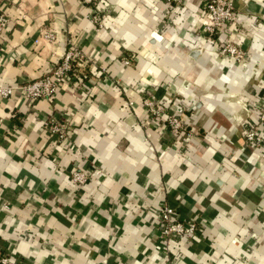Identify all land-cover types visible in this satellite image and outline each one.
Returning a JSON list of instances; mask_svg holds the SVG:
<instances>
[{
  "label": "crops",
  "instance_id": "obj_1",
  "mask_svg": "<svg viewBox=\"0 0 264 264\" xmlns=\"http://www.w3.org/2000/svg\"><path fill=\"white\" fill-rule=\"evenodd\" d=\"M101 31L81 0H0V87L19 88L58 63L66 37L108 71L32 103L0 98V256L10 264H166L159 211L197 224L171 248L173 264H264V170L242 131L264 107V0H235L237 22L212 38L201 0H104ZM52 27L57 41L41 34ZM37 41V42H36ZM228 41L250 57L236 65ZM130 57L132 64L116 61ZM138 97V98H136ZM156 97L195 139L152 123ZM134 99L132 108L126 101ZM66 128L60 141L44 124ZM90 174L84 185L72 173Z\"/></svg>",
  "mask_w": 264,
  "mask_h": 264
},
{
  "label": "built area",
  "instance_id": "obj_2",
  "mask_svg": "<svg viewBox=\"0 0 264 264\" xmlns=\"http://www.w3.org/2000/svg\"><path fill=\"white\" fill-rule=\"evenodd\" d=\"M86 5L90 13L87 18L94 25L96 31L104 28V23L110 14V7L104 0H81ZM169 3L180 5L183 0H167ZM203 11L206 16V23L203 30L209 34L221 31L226 24L237 22L236 6L234 0H202ZM7 16L0 14V34L6 29ZM43 41L54 44L57 35L52 27H47L41 34ZM37 42V41H36ZM66 49L61 60L56 63L48 74L30 81L19 88L0 87V98L7 99L17 89L22 93L27 102L32 103L37 100L52 101L60 91L70 87L80 88L81 75L84 69H98V72L108 77V71L104 67H99L95 60L76 45L71 37H66ZM218 53L225 55L236 65L242 64L245 59L250 57L248 52L242 51L237 45H220ZM118 64L130 66L132 59L121 56L116 61ZM138 98V97H136ZM140 102L145 109L146 120L140 124L144 132L152 126V123L161 114L164 115L165 124L168 132L173 139H183L192 141L196 135L193 129L189 128L177 115L168 114L165 105H162L156 97H141ZM134 99L126 101V106L132 108ZM46 131L57 137L60 141L66 137V128L54 118L48 119L44 124ZM145 136L149 134L145 132ZM245 144L254 152L259 151V147L264 144V107L258 113V123L242 131ZM90 178V174L85 170H78L72 173V181L78 185H84ZM160 227L159 233L162 241V252L166 264H173L172 245L182 238L191 239L195 236L197 224L194 221H180L177 218L175 209L164 205L159 211ZM0 264H10L8 257L0 256Z\"/></svg>",
  "mask_w": 264,
  "mask_h": 264
},
{
  "label": "rangeland",
  "instance_id": "obj_3",
  "mask_svg": "<svg viewBox=\"0 0 264 264\" xmlns=\"http://www.w3.org/2000/svg\"><path fill=\"white\" fill-rule=\"evenodd\" d=\"M202 1V0H201ZM183 2H184V0L182 1V3L180 4V5H176V4H173V5H175V6H181L182 4H183ZM234 3H235V0H234ZM236 4V3H235ZM202 6H203V3H202ZM236 6V5H235ZM237 6H236V12H237ZM205 16V15H204ZM205 19H206V16H205ZM226 25H228V24H226ZM225 27V26H224ZM221 31H223V29L221 30ZM221 31H218V32H215V33H213V34H209V33H207V32H205L204 30H203V28H202V33H203V35H205V36H207L208 38H212V37H214L215 35H217L219 32H221ZM216 42V44H215V49L216 50H218L219 48H220V45L222 44V45H224V44H233V43H230V42H228V41H215ZM234 45V44H233ZM240 49H242V48H240ZM242 51H244V52H247L246 50H243L242 49ZM219 52V51H218ZM220 54V53H219ZM221 55V54H220ZM222 56H225V55H222ZM246 60V59H245ZM245 60L242 62V63H244L245 62ZM160 102V101H159ZM161 103V102H160ZM162 104V103H161ZM163 105V104H162ZM171 115V114H170ZM162 118H164V115H160L159 117H157L156 118V120L157 119H162ZM144 129V128H143ZM257 155H258V157H259V166H260V168H263L262 170H264V144L263 145H261L260 147H259V151H257ZM264 178V177H263ZM262 195H264V190L262 191ZM263 198H264V196H263Z\"/></svg>",
  "mask_w": 264,
  "mask_h": 264
}]
</instances>
